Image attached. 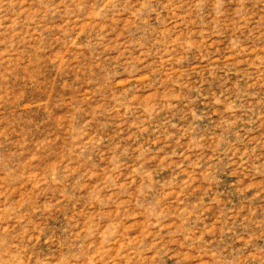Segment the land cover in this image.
<instances>
[{"label":"rangeland","instance_id":"374dc122","mask_svg":"<svg viewBox=\"0 0 264 264\" xmlns=\"http://www.w3.org/2000/svg\"><path fill=\"white\" fill-rule=\"evenodd\" d=\"M0 264H264V0H0Z\"/></svg>","mask_w":264,"mask_h":264}]
</instances>
